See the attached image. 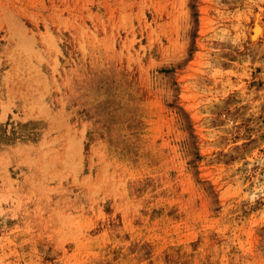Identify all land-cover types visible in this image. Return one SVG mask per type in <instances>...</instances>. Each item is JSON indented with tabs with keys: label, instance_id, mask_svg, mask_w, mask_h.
I'll return each mask as SVG.
<instances>
[{
	"label": "rangeland",
	"instance_id": "obj_1",
	"mask_svg": "<svg viewBox=\"0 0 264 264\" xmlns=\"http://www.w3.org/2000/svg\"><path fill=\"white\" fill-rule=\"evenodd\" d=\"M0 264H264V0H0Z\"/></svg>",
	"mask_w": 264,
	"mask_h": 264
},
{
	"label": "bare ground",
	"instance_id": "obj_2",
	"mask_svg": "<svg viewBox=\"0 0 264 264\" xmlns=\"http://www.w3.org/2000/svg\"><path fill=\"white\" fill-rule=\"evenodd\" d=\"M260 26H257L254 28L255 36H258L261 32V29L259 28Z\"/></svg>",
	"mask_w": 264,
	"mask_h": 264
}]
</instances>
